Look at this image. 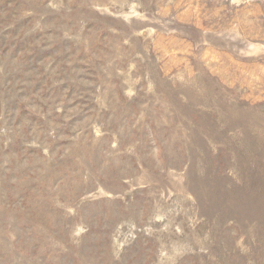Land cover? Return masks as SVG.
<instances>
[{"label": "rangeland", "instance_id": "obj_1", "mask_svg": "<svg viewBox=\"0 0 264 264\" xmlns=\"http://www.w3.org/2000/svg\"><path fill=\"white\" fill-rule=\"evenodd\" d=\"M0 264H264V0H0Z\"/></svg>", "mask_w": 264, "mask_h": 264}]
</instances>
